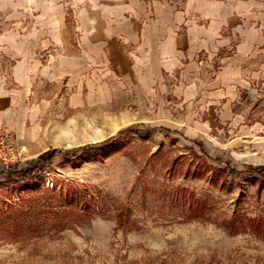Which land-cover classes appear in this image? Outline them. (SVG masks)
Segmentation results:
<instances>
[{
  "label": "rangeland",
  "instance_id": "obj_1",
  "mask_svg": "<svg viewBox=\"0 0 264 264\" xmlns=\"http://www.w3.org/2000/svg\"><path fill=\"white\" fill-rule=\"evenodd\" d=\"M164 1L194 24L208 23L187 0ZM55 2L80 33V0H0V76L7 85L19 84L18 59L2 44L9 34L39 28ZM231 19L222 22L218 47L198 50L195 70L166 67L152 89L127 84L106 62V95L71 107L76 84L34 74L28 101L50 108L32 139L30 119L26 131L11 126L24 144L18 168L43 148L116 136L82 158L57 154L31 178L0 177V264H264V171L245 170L264 165L263 72H250L234 90L203 83L240 48ZM37 44L46 65L55 42ZM217 88L225 90L215 95ZM81 199L92 207L76 211L67 201Z\"/></svg>",
  "mask_w": 264,
  "mask_h": 264
},
{
  "label": "crops",
  "instance_id": "obj_2",
  "mask_svg": "<svg viewBox=\"0 0 264 264\" xmlns=\"http://www.w3.org/2000/svg\"><path fill=\"white\" fill-rule=\"evenodd\" d=\"M80 2V33L67 23L65 10L59 8L62 3L55 2L52 8L55 10L39 19V28L7 36L2 47L18 59L15 76L19 84L9 86L0 76V126L8 124L16 130H25L30 119L33 123L27 128L29 138L39 131L38 118L50 105L28 101L34 74L44 75L52 82L67 76L76 84L69 105L81 107L97 92L106 95L103 80L106 62L127 84H141L149 89L163 79L166 67L195 70L198 50L218 47L220 27L227 17L237 22L240 48L226 60L221 74L205 75L204 86L217 82L234 90L239 84L246 85L247 75L255 71L258 75L263 72L264 78V0H187L188 10L208 18L203 25L194 24L185 12L175 11L164 0ZM148 5L151 12L147 11ZM238 14L242 17L240 22ZM40 39L45 44L55 42V54L46 65H41L36 53ZM95 64L101 65L94 67ZM224 90L217 88L214 93L218 95Z\"/></svg>",
  "mask_w": 264,
  "mask_h": 264
},
{
  "label": "trees",
  "instance_id": "obj_3",
  "mask_svg": "<svg viewBox=\"0 0 264 264\" xmlns=\"http://www.w3.org/2000/svg\"><path fill=\"white\" fill-rule=\"evenodd\" d=\"M121 133V131H120ZM119 134V133H118ZM116 135L114 136H109L108 138H105L103 140L97 141V142H92V143H86L81 146H77L71 149H64V148H57V147H50L46 149L45 151L41 152L35 160L30 162L26 167L18 168L16 165L11 166L9 169L5 170L4 172H0V177H5V178H18V179H28L36 175L37 171L41 169L44 164L49 160L51 161L55 155L61 154L65 158L69 160L77 159V158H82L85 157L90 153L91 150L93 149H99L102 146L110 143L115 138ZM246 171L250 172H260L264 171V165H247V168L245 169ZM255 181V178H253ZM74 196V195H73ZM75 198V197H74ZM73 198V199H74ZM83 199H81L82 201ZM69 201V205H72L71 207L74 208L76 211H82L85 210L87 211L88 208H91L92 206L89 204L88 200H83L81 204H76L73 205L74 203ZM68 205V207H70ZM16 209V213L18 215V211L22 210L18 208ZM28 209L30 211L31 208H24L22 211L23 214H29ZM95 209V208H93ZM84 212V211H82ZM82 215V213H81Z\"/></svg>",
  "mask_w": 264,
  "mask_h": 264
},
{
  "label": "built area",
  "instance_id": "obj_4",
  "mask_svg": "<svg viewBox=\"0 0 264 264\" xmlns=\"http://www.w3.org/2000/svg\"><path fill=\"white\" fill-rule=\"evenodd\" d=\"M22 138L8 124L0 126V170L3 172L23 161Z\"/></svg>",
  "mask_w": 264,
  "mask_h": 264
}]
</instances>
